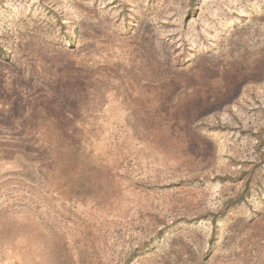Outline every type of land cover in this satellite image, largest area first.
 Here are the masks:
<instances>
[{"label": "rangeland", "instance_id": "obj_1", "mask_svg": "<svg viewBox=\"0 0 264 264\" xmlns=\"http://www.w3.org/2000/svg\"><path fill=\"white\" fill-rule=\"evenodd\" d=\"M0 264H264V0H0Z\"/></svg>", "mask_w": 264, "mask_h": 264}, {"label": "trees", "instance_id": "obj_2", "mask_svg": "<svg viewBox=\"0 0 264 264\" xmlns=\"http://www.w3.org/2000/svg\"><path fill=\"white\" fill-rule=\"evenodd\" d=\"M61 136V135H60ZM59 140H60V138H59ZM59 140H57L58 142H59ZM63 145V144H62Z\"/></svg>", "mask_w": 264, "mask_h": 264}]
</instances>
